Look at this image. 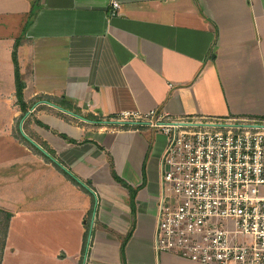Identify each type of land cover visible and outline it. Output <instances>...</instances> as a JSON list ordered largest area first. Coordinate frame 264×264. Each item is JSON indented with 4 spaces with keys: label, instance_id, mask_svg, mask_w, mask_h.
<instances>
[{
    "label": "crops",
    "instance_id": "0c3cea01",
    "mask_svg": "<svg viewBox=\"0 0 264 264\" xmlns=\"http://www.w3.org/2000/svg\"><path fill=\"white\" fill-rule=\"evenodd\" d=\"M30 9L31 0H0V14L24 19ZM17 37L3 55L12 72ZM23 39L27 111L19 118L12 90L8 124L29 202L16 205L15 180L2 174L0 208L11 217L0 264H199L154 249L166 137L109 122L121 110L152 108L264 117V0H39ZM17 118L67 171L21 143Z\"/></svg>",
    "mask_w": 264,
    "mask_h": 264
},
{
    "label": "built area",
    "instance_id": "2783aa9c",
    "mask_svg": "<svg viewBox=\"0 0 264 264\" xmlns=\"http://www.w3.org/2000/svg\"><path fill=\"white\" fill-rule=\"evenodd\" d=\"M109 123L166 137L156 252L199 264H264V119L152 108L121 110Z\"/></svg>",
    "mask_w": 264,
    "mask_h": 264
},
{
    "label": "rangeland",
    "instance_id": "374dc122",
    "mask_svg": "<svg viewBox=\"0 0 264 264\" xmlns=\"http://www.w3.org/2000/svg\"><path fill=\"white\" fill-rule=\"evenodd\" d=\"M22 17V15H17L15 13L0 14V192L3 189L2 184H4L2 181V174L12 176L15 180L13 182L15 203L16 205L20 204L21 206L25 205L24 203H27L28 201L25 197L26 186L21 183L20 179H18V177L16 176L18 173H20L19 167L22 166L24 162V160L22 159L23 156L21 157L22 147H20L15 142L14 134L11 133V135H9V132H11L12 128L11 125L8 124L12 109V96L14 95L13 93L9 96V93L13 90L16 94V84L13 75L14 71L12 72V70H10L9 68L6 69V67H4L5 65H7V61L5 60H7L8 57L7 55H3L7 53L6 50L9 49L8 44H11V39H14L15 36L21 37L18 46H20L23 41H25L23 39L25 26H23L22 21H25L28 18L26 17L23 19ZM5 46L8 48L5 49ZM19 49L21 51H19L18 57L19 59H21L20 62L22 64V61H24L27 56L28 48L26 44H23ZM21 53L23 54L24 59ZM74 114L78 113L74 112ZM18 121L19 120L17 118V120L15 121V124H17L15 126L17 138L21 140L22 144H28L30 147L34 148L35 146H32L33 144H31L23 137L22 132L25 133L24 127H22V125H19ZM14 147L16 148V150L13 152L12 150L14 149ZM0 200L2 201L3 199ZM1 239L2 232L0 231V242Z\"/></svg>",
    "mask_w": 264,
    "mask_h": 264
},
{
    "label": "trees",
    "instance_id": "16d2710c",
    "mask_svg": "<svg viewBox=\"0 0 264 264\" xmlns=\"http://www.w3.org/2000/svg\"><path fill=\"white\" fill-rule=\"evenodd\" d=\"M38 5H39V0H31V9L29 11L28 19L26 21L25 26L32 20L33 16L36 13V10H37ZM20 38L21 37H17L15 39V42H14V45H13V50H12V56H11L12 57L13 66H14V76H15V84H16L17 103L19 104V109L21 110V114H20L19 118H21L22 115L27 111V104H25L23 102V100H22L23 80H22V75H21V73L19 71V65H18V60H17V46H18V44L20 42ZM40 97L41 96H39L38 98L40 99ZM43 97L49 98L48 96H45V95ZM62 106L65 107V108H68V109H72V106L70 104H68V103H63ZM73 111L75 113L76 112H79V110H77V109H73ZM88 116H91V115H88ZM91 117L92 118H97L95 116L94 117L91 116ZM257 118L264 119V117H257ZM61 136H63L65 139H67L71 143H76V141L74 139L69 138V137L65 136L64 134H61ZM40 145L43 148H46L47 152L50 155L54 156L53 150H51L50 148H48L44 143L43 144L40 143ZM34 149H36V147H34ZM65 173H67V172H65ZM67 175L70 178L72 177L69 174H67ZM71 179L73 181H75L73 179V177ZM128 188H129V199H130V203H131L132 210H133V197H134V192L135 191L132 188H130V187H128ZM90 214H91V210H89L88 218L90 217ZM0 215H1V219H0V231L2 232V239H1V242H0V257H1V253H2V249H3L4 243H5V236H6V232H7V227H8L9 219L11 217V213L8 212V211H6V210H4V209H1L0 208ZM87 227H88V224L86 223V228ZM128 235H129V233L125 236L124 240L128 237ZM123 244H124V241H123V243L121 245L122 252H123Z\"/></svg>",
    "mask_w": 264,
    "mask_h": 264
},
{
    "label": "water",
    "instance_id": "95a60500",
    "mask_svg": "<svg viewBox=\"0 0 264 264\" xmlns=\"http://www.w3.org/2000/svg\"><path fill=\"white\" fill-rule=\"evenodd\" d=\"M44 102L45 103H49V104H51V105H53V106H56L55 104H53V103H51V102H49V101H47V100H44ZM56 107H58L59 109H61V110H63V111H65V112H67V113H69V114H71V115H74V116H76V117H79V118H82V119H84V120H86L84 117H82L81 115H79V114H74V112H72V111H70V110H67V109H64V108H62V107H60V106H56ZM20 127V126H19ZM22 135H23V137L27 140V141H29L31 144H33V146H35L37 149H39V151H41L43 154H45L46 156H48V157H50V159H52L53 161H55L57 164H59L51 155H49L38 143H36L33 139H31L30 137H28L25 133H23L22 132ZM60 165V167H62L65 171H67L66 170V168L65 167H63L61 164H59ZM93 216H94V209H93V211H92V219H91V222H90V225H89V230H88V237H87V245H88V242H89V238H90V232H91V228H92V221H93ZM87 245H86V249H85V251H84V255H83V261L85 260V257H86V251H87ZM83 263V262H82Z\"/></svg>",
    "mask_w": 264,
    "mask_h": 264
}]
</instances>
